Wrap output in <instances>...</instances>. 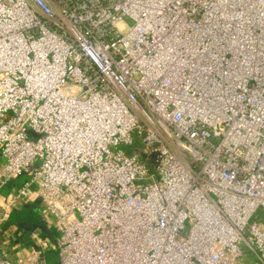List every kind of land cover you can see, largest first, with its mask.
<instances>
[{"label":"built area","instance_id":"built-area-1","mask_svg":"<svg viewBox=\"0 0 264 264\" xmlns=\"http://www.w3.org/2000/svg\"><path fill=\"white\" fill-rule=\"evenodd\" d=\"M33 205L61 264H264V0H0V234Z\"/></svg>","mask_w":264,"mask_h":264},{"label":"crops","instance_id":"crops-1","mask_svg":"<svg viewBox=\"0 0 264 264\" xmlns=\"http://www.w3.org/2000/svg\"><path fill=\"white\" fill-rule=\"evenodd\" d=\"M13 187L14 186L12 184H7L3 188V193L5 195L9 194L12 191ZM34 207H35V205L31 206L32 212H34L33 211ZM2 214H3L2 213V209L0 208V216ZM35 215L39 216V214H35ZM12 225H13V227L11 229H8L9 230V234H10L9 236L10 237L9 238L8 237L6 238V241H8L7 243H5V242L2 243L1 241H4L3 240V238L5 237L4 235H8V232H6V233L4 232V235L3 234H0V239H1L0 240V249H3V250L8 251V254L9 255L10 254L15 255V253H17L21 257L26 256L29 253V248H28V245L29 244L27 242H25V238L26 237H30V235H32V233H35V234H37L39 236V235H41V231L40 230H37L36 232L28 233L24 229L19 228V227L15 226L14 224H12ZM47 228H48V230L51 231V228H49V227H47ZM257 264H261V263L259 261H257Z\"/></svg>","mask_w":264,"mask_h":264},{"label":"water","instance_id":"water-1","mask_svg":"<svg viewBox=\"0 0 264 264\" xmlns=\"http://www.w3.org/2000/svg\"><path fill=\"white\" fill-rule=\"evenodd\" d=\"M9 221L12 222L15 226L22 228L27 232H36L37 230H40V239L46 243H48V240H51V231L48 230L43 218L41 216H36L28 208L14 211L10 215Z\"/></svg>","mask_w":264,"mask_h":264},{"label":"rangeland","instance_id":"rangeland-1","mask_svg":"<svg viewBox=\"0 0 264 264\" xmlns=\"http://www.w3.org/2000/svg\"><path fill=\"white\" fill-rule=\"evenodd\" d=\"M121 148L124 151L129 150V147L126 145H122ZM28 178V176L26 174L22 175L20 178H18L16 180V185L19 186L21 183H23L26 179ZM39 206L34 207L33 211L35 214H42L41 210L38 209ZM31 233V232H28ZM50 236H51V240L49 241L48 246L46 247L48 252L46 255V261L48 264H61L60 262V252H61V248L59 245V238L61 236V232L57 229V228H51V232H50ZM25 242H27L28 248L32 251H37L38 250V245L36 243L35 240L30 239V237H26L25 238Z\"/></svg>","mask_w":264,"mask_h":264},{"label":"trees","instance_id":"trees-1","mask_svg":"<svg viewBox=\"0 0 264 264\" xmlns=\"http://www.w3.org/2000/svg\"><path fill=\"white\" fill-rule=\"evenodd\" d=\"M23 209H24V208H23ZM28 209H29V208H28ZM36 216H37V215H36ZM39 216H40V215H39ZM12 224H13V223L9 221V222H7V224L5 225V229L7 230L8 235H4V236H5V237L3 238L4 241H1L2 243L6 241V238H7V237H8V238L10 237V236H9L10 234H9V230H8V229H11V228L13 227ZM0 240H1V239H0Z\"/></svg>","mask_w":264,"mask_h":264}]
</instances>
